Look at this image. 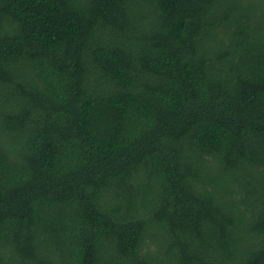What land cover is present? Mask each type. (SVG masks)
Wrapping results in <instances>:
<instances>
[{
    "label": "trees",
    "instance_id": "trees-1",
    "mask_svg": "<svg viewBox=\"0 0 264 264\" xmlns=\"http://www.w3.org/2000/svg\"><path fill=\"white\" fill-rule=\"evenodd\" d=\"M0 264H264V0H0Z\"/></svg>",
    "mask_w": 264,
    "mask_h": 264
}]
</instances>
